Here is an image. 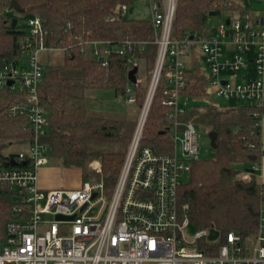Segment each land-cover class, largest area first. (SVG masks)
I'll return each instance as SVG.
<instances>
[{"label":"built area","instance_id":"2783aa9c","mask_svg":"<svg viewBox=\"0 0 264 264\" xmlns=\"http://www.w3.org/2000/svg\"><path fill=\"white\" fill-rule=\"evenodd\" d=\"M147 1L157 56L111 196L103 181L83 182L76 189L45 190L39 185V170L49 161V148L43 141L48 113L39 96L46 69L42 54L79 46L81 52L90 50L98 59L103 57L104 67L113 51L125 56L130 65L135 63L136 50L143 51L148 41L125 39L111 47L108 42L83 40L74 34L75 43L66 45L36 15L25 19L21 51L13 58H0V90L20 96L8 114L24 118L33 133L29 152L9 156L10 163L15 161L11 166L0 165V186L14 191L12 199L20 197L13 200L12 219L0 230V264H264V210L253 235L245 238L231 231L222 236L219 232L211 240L213 226L189 234V205L179 202L182 178L189 176L193 162L201 158L199 127L186 118L194 102L187 93L194 76L205 75L207 95L264 105V7L248 6L264 4V0H213L217 16L225 14V18L206 33L179 38L172 36L178 0ZM129 14L130 6L120 3L107 20L119 21ZM133 89L132 85L126 89L131 104L136 102ZM159 91L161 105L167 109L169 150H163V143L157 146L146 140ZM91 166L101 171L99 161ZM247 174L244 178L250 179ZM98 204L102 205L98 215L91 216ZM58 215L74 218L59 219Z\"/></svg>","mask_w":264,"mask_h":264},{"label":"trees","instance_id":"16d2710c","mask_svg":"<svg viewBox=\"0 0 264 264\" xmlns=\"http://www.w3.org/2000/svg\"><path fill=\"white\" fill-rule=\"evenodd\" d=\"M11 1L0 0V58H13L21 51L25 19L36 15L56 36H61L66 45L75 43L74 34L83 40L108 42L111 47L125 39L148 41L143 51L136 50L135 63L129 65L125 56L113 51L107 67L102 66L90 50L84 53L79 46H73L63 52L61 62H45L39 86L40 101L48 113V131L43 141L49 148V158L62 167L80 169L83 182L103 181L107 195L111 196L137 117L94 115L87 106L91 99L87 92L113 89L117 96H126L127 86L132 85L136 97L133 105L141 108L157 56L151 21L131 15L119 21L107 20L118 4L133 6L135 0H16L23 12L8 10ZM213 10V0H178L172 36L206 33L210 29L209 13ZM14 18H18L15 28L12 27ZM65 27L68 31L64 33ZM140 62L145 68L144 79L138 76ZM134 66L138 67L137 83L128 79V71ZM206 84L205 75L197 74L189 85L187 93L192 95L194 102L186 118L199 128L216 131L217 147L213 149L212 158L193 162L188 180L179 189V202L189 205L188 215L196 228L213 226L222 236L235 231L246 238L256 232L260 212L264 210V182L258 181L257 170L248 171L258 167L264 156L261 126L264 105L245 103L221 108L202 103V98L207 96ZM19 99L18 93L0 90L2 166H11L9 156L16 154H5L8 146L29 143L33 139L25 119L8 114L9 106ZM161 99L159 91L150 111L146 140L157 146L163 143V150H169L167 109L161 105ZM94 160L101 163L100 172L91 167ZM243 173H249L251 178H244ZM13 192L0 186V230L12 219Z\"/></svg>","mask_w":264,"mask_h":264},{"label":"rangeland","instance_id":"374dc122","mask_svg":"<svg viewBox=\"0 0 264 264\" xmlns=\"http://www.w3.org/2000/svg\"><path fill=\"white\" fill-rule=\"evenodd\" d=\"M133 6L135 9L133 13L131 14L132 17L149 18L150 16L149 6L146 0H135V3ZM248 6L252 9H262L264 7V4L262 2H252V3H248ZM251 15H252V21H253L254 11L251 12ZM225 16H226L225 14L218 15V16H211L208 21V26L210 28L217 26L225 18ZM62 58H63L62 51L45 52L42 54V60L44 62L59 63L62 61ZM144 72H145L144 64L140 62L138 76L142 79H144V76H145ZM150 78L148 81V85L150 83ZM144 83H145V80H144ZM148 85H147V88H148ZM87 94L89 97H91V99L87 102V106L90 112L94 115L107 116V117H119V118L126 117V116H130V117L135 116L138 119L140 108L136 107L135 105L131 103H128L126 96H123V95L117 96L113 89H101V90L91 89L87 92ZM201 102L215 105L221 108H234L242 104H245L244 102H236L234 100H227L217 95H207L206 97L202 98ZM199 130H200V135H201L200 136V145H201L200 156L203 159H210L213 157V148L210 145V138H209L210 129L206 127H201L199 128ZM21 151L29 152L30 151L29 143L12 144L4 150V153L5 154L18 153ZM45 166H54L55 168H57L56 171H57L58 178L62 179V175H63V179L65 183L68 185L66 187L68 188H71L70 186L73 184H82V175L80 174L79 170L76 168L67 170L64 167L52 162L50 158H49L48 163ZM258 173H260V171ZM242 176L246 177L248 176V174L243 173ZM188 177H189L188 174H185L183 176L182 178L183 183L188 180ZM101 207L102 205L98 204L93 209L90 215L97 216ZM51 218L52 217L50 216H45L44 219L48 220ZM197 229L198 228H196V226L192 224L189 228V234L194 235Z\"/></svg>","mask_w":264,"mask_h":264},{"label":"crops","instance_id":"0c3cea01","mask_svg":"<svg viewBox=\"0 0 264 264\" xmlns=\"http://www.w3.org/2000/svg\"><path fill=\"white\" fill-rule=\"evenodd\" d=\"M147 1V0H146ZM135 3V2H134ZM148 3V1H147ZM148 6H149V3H148ZM131 7L133 8V11H134V6H130V9ZM132 11V13H133ZM130 12L129 15L132 14ZM149 18H139V19H149L151 21V11H150V7H149ZM211 17V16H210ZM195 77V76H194ZM261 126H262V140H263V148H264V118L261 122ZM60 168V167H58ZM65 169L69 170V169H72V168H66L64 167ZM57 168H55L54 166H43L40 168L39 170V185L41 188L45 189V190H51V189H55V188H68L66 186H68L64 179H63V175H62V179L58 178L57 176ZM80 174L82 175V172L80 169H78ZM260 171V173H258ZM257 179L258 181L260 182H264V156L262 158V161L260 162L259 166H258V169H257ZM82 183H83V180H82ZM81 186V184H73L71 185L70 189H76V188H79Z\"/></svg>","mask_w":264,"mask_h":264},{"label":"water","instance_id":"95a60500","mask_svg":"<svg viewBox=\"0 0 264 264\" xmlns=\"http://www.w3.org/2000/svg\"><path fill=\"white\" fill-rule=\"evenodd\" d=\"M9 10H17L19 12H23L24 9L19 5V3L16 1V0H12L9 4V7H8ZM133 11V8L131 7L130 9V12L132 13ZM217 11L213 10V11H210L209 15L210 16H217ZM227 24H229V19H227ZM18 23V18H14L12 20V27L15 28L16 25ZM190 38H193V35H191ZM116 48V47H115ZM100 61L103 60V57H100L99 59ZM137 70H138V67L137 66H134L132 69H130L128 71V79L132 82V83H137L138 81V78H137ZM217 137H218V133L216 131H210L209 132V138H210V145L213 149H215L217 147ZM12 164H15V161H12L11 162ZM248 171L254 173L255 169L254 168H249ZM13 200L16 201V200H20V197L18 196H13ZM13 217H17L16 215H13ZM57 218L59 219H73L74 217L70 216V217H65V216H62V215H58ZM219 235V231L217 229H215L214 227L211 229V233L209 235V238L211 240H214L218 237Z\"/></svg>","mask_w":264,"mask_h":264}]
</instances>
